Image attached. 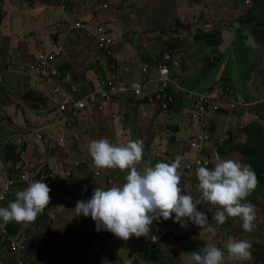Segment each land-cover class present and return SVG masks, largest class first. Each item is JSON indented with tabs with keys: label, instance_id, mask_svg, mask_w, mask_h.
Wrapping results in <instances>:
<instances>
[{
	"label": "rangeland",
	"instance_id": "374dc122",
	"mask_svg": "<svg viewBox=\"0 0 264 264\" xmlns=\"http://www.w3.org/2000/svg\"><path fill=\"white\" fill-rule=\"evenodd\" d=\"M191 2L192 3L188 2V4L200 8L201 2L199 0H191ZM104 5H107V8L104 9ZM183 5V0H0V11L4 12V15L6 16L5 19H7V17L10 18V21H4V25L2 23V26L0 27V36L10 35L13 39H15V36L17 37V33L16 30L13 29V26L15 21L20 20V26L25 31L22 32V36L17 37V41L19 43L15 40L13 41V48L17 49V44L21 48H27L25 46L27 44H38L40 42V44H43L44 42L49 43V40L52 41V37L57 34L55 32L60 30H55L57 25H60V23L57 22L55 26L48 29L46 26L47 15L51 18H55L63 17L64 14H67L73 19L82 16V19H85L90 15H96L95 13H97L99 18L98 16L96 18L101 19L104 26L109 28L111 31L114 48L113 59L103 56L106 58L103 60L97 57V63L99 62L104 64L105 62L113 74H115L116 71L118 73H123L121 72V70H123L121 62L118 59L115 60L114 58L115 54H123L125 59L130 58L131 60L133 59V55L138 58L142 55L146 56L149 54L150 56L155 57V61H157L159 56H163L166 53L174 56L173 53L175 54L176 52V40L173 35L177 32L178 25H180L176 22V14L180 17H183V14H188L183 11L181 14L178 13L177 10ZM63 6L65 9H63ZM27 10L29 11V14L26 13ZM107 10H109V14H105ZM41 11L43 13H40ZM20 13L23 19L20 18ZM191 15L193 14L191 13ZM193 16L196 18L197 22H202L205 19L200 13H196ZM34 19L37 20V26L32 29H29L30 26L25 28L23 20L33 26V22L31 21ZM190 20L194 21V18L192 17ZM69 38L75 42V45L67 47V50L70 51L69 57L74 55L72 58L74 60L73 72L75 73V79L79 80L78 83L81 85L86 86L87 89H82L83 94H87L90 91H96L97 88L90 89L91 76H93L92 73L98 72L100 69L99 65L93 66L91 62V58L95 56L93 42L87 38V43L85 45H81V36L72 35ZM62 41L58 40L59 44L61 42L60 46H62ZM58 43H56V45ZM49 46L51 47H48L47 51L51 50L53 47L52 45ZM13 48L8 45L1 47L0 59L2 58L1 51L4 52L8 49L9 53L7 51L6 53L12 55L14 53ZM82 48H85L84 57H76L81 53ZM141 60L142 58H139V61ZM1 63L2 62L0 61V64ZM79 69H82V71L79 72ZM73 72L72 74H74ZM88 72H91V74H89L85 80V75H87ZM1 74L2 73L0 72V75ZM102 74V77L105 79L106 77L104 76V73ZM58 75L59 77L61 76L59 71L56 77H58ZM202 77L212 80V73H210L209 70L201 72L199 76L198 74L195 75L194 80L200 81V78ZM262 77L260 76V73H255L252 83L256 82L257 85L260 83L257 88L256 96L264 102V78ZM67 78L71 79V74H69L66 79ZM58 80L60 81L59 78ZM28 81L30 82V79L22 80L13 75L12 77H5V82L0 84V125H3V129H11L12 127H15L18 136L25 135L27 144L29 145V151L27 152L26 159L29 160V164L32 166H40L42 163L39 161H42L44 164L50 163L55 170H57V168L58 170L62 168L63 159L60 157V154L57 151H50L52 146L51 139L59 140L60 147L66 152V157L70 158L74 171H80L78 168H75V160L86 159L87 161H92L90 155L88 154L87 146L90 141L99 140L101 138H109L108 141L110 143L119 145L126 144L128 140H141L143 143V154L141 161L135 165L137 171L139 170L140 172H143V170L147 167L154 166L155 164H152L153 159H157V162L167 163H171L175 159L174 152L169 148H166L167 143L164 144V142L161 141L160 144H154V136L157 134H159V138L161 140L174 138V143L176 144L177 142L176 137H174L175 134L172 132L173 125L170 121L166 119V121L163 120L161 124H158L155 120V115L164 112L160 111L158 113L156 109H153L155 111V115L148 113L145 115V118H128L127 116H124L125 111H121L118 115L113 111V115L109 113L113 116L112 119H107V121L102 119L100 116H94L91 120L87 121L85 116L94 114L90 111V114L82 113V118H84L83 120L81 118L80 120L75 119V121L70 120L66 123H61L54 119L50 122L48 121V111L45 110L44 113H42L43 109L46 108L44 96L48 97V93L43 91L41 87H32V84L28 83ZM223 81L232 86L231 83L226 80ZM22 84L26 85L21 86ZM95 86L98 87L99 84L96 83ZM28 89L31 91V97H29V99L32 100L35 105L39 107V109H34L31 101H25L23 99V95L28 91ZM231 98H233V94ZM196 100L197 98L194 100L193 105L196 103ZM263 102H259L256 107L259 109V113L264 119ZM236 103L237 107L234 113L229 115H220L216 113L218 115L207 119L206 124L210 121V119L212 120L215 117L213 136L215 137L216 142L213 145L215 146L217 143V149H219V147L223 148L222 145L228 137L226 133L228 130H231L232 134L238 137L234 140L233 146L235 147L236 145H239L243 155L235 152H230V155L232 154V159L249 166L244 155H246L249 151H253V149L264 150V138L252 139L245 136V131H243L242 126L243 124L240 126L239 122L250 117L249 111H245V109H249V105L239 106L240 103L238 100ZM233 107L235 106L230 105L229 103L226 104L227 111H230ZM110 110H116V108L112 106V109ZM106 111L107 109L104 108L103 112ZM223 117H227L228 120H222ZM235 119L238 120L233 122ZM144 120H149L151 123L147 125L145 124V127L143 128L142 122ZM230 122L233 123L230 124ZM17 124H19V126H16ZM218 125L221 126L220 130L217 129ZM32 130V135L35 131H42L43 134L46 133L47 137L45 138L47 139V142L37 144L35 141L29 140ZM43 134L41 135L43 136ZM52 134H55L56 137L54 138ZM215 134L219 135V140H217ZM93 135V139H90L89 136ZM148 135L149 138L147 139ZM144 136L145 139L143 140ZM12 137L13 135L6 139L2 138L4 140L9 139V141L3 143L1 148L13 143L20 149L22 141L17 138L14 142L11 139ZM61 138L63 139L62 142ZM188 142L189 141H183L181 138V151L183 149L186 153V149L183 147L184 145H187ZM205 144L209 145L210 142H206ZM217 149H214L213 151L215 156L218 155ZM225 150L231 151L230 146H225ZM233 153L235 154L233 155ZM255 153H257V151H255ZM34 155L41 156V159L38 160V158ZM183 155H178L181 157V162L177 172L179 176L185 175L186 177L191 178V175L181 172L184 164L188 161V159L183 157ZM195 159H197V157L194 154L191 159L189 157L190 162ZM254 164H256V162H254ZM58 170L55 172H58ZM95 171V176L97 175L100 177V182H104L107 188H109L112 186H119L124 183V178L127 175L128 170L95 168ZM179 187L182 190L181 194H192V191L189 189L190 186H188L187 182L183 184L181 179L179 180ZM8 198L6 200L7 202L4 201V203L6 202L4 206H6L9 201H13L15 199L11 198L12 200H8ZM75 205L76 202L63 206L62 208L64 209L60 212V214H55L56 211L51 212L52 215L50 214L51 219L54 220L50 226V229L53 230L51 233H55L60 236L52 234L54 237L53 243H50L48 247L45 245V247H47V254H45L46 259H43L48 263L63 260V256H65L64 251H70L72 257H80L81 262H84V264H105L104 261L110 259V256L117 258L116 262L107 261V263L110 262V264H189L188 253L203 247L204 244H207V241L208 244H214L225 252L223 264H240V262H234L228 259L226 244L229 239H246L250 241L251 245H254V249L259 255L257 264H264V227L263 222L258 221L261 220L262 216H264L262 210H259V217L255 215V219L253 221L255 227L251 232H244L242 230L241 222L238 218H228L222 225L219 226L216 235L213 237L208 233L209 236H207L208 238L206 240L207 232L201 231L199 227H196L191 223H189L186 227H181L178 223H173L172 219L169 218L166 221L160 220L158 223L153 221L152 225L149 227L148 233L141 237H129L127 241L120 240L107 231H101L103 233H107L109 240L105 243L100 240L96 244L92 243V246H86L76 242L67 234L69 230L72 229L74 232L81 235L84 240H86L92 235L89 230L93 228L95 231L93 221L80 218V216H74L73 209L75 208ZM259 209H261V206ZM201 211H204L208 215L209 222L215 226V221L212 220V217L215 214L216 207L204 201L201 205ZM46 220V218H42L41 215L38 214L34 221L22 223L20 231L23 233L28 232L30 228H35L37 223H39L40 226L43 225L42 228L47 230L50 224L47 223ZM103 233H101L100 236ZM62 236L70 238L76 245L71 243L69 245L61 244L60 242L62 241H60V237ZM108 244H112L109 249ZM125 245L128 246L127 249L124 247ZM118 246H123V248L119 249ZM106 247L107 251L101 261L99 257L94 254V252L97 254V250H105ZM43 253L44 250L41 255ZM151 253L153 255L152 261H150ZM125 257L128 261H126ZM66 261L68 260L66 259ZM243 264L255 263L251 256V259L243 262Z\"/></svg>",
	"mask_w": 264,
	"mask_h": 264
},
{
	"label": "clouds",
	"instance_id": "9594fccd",
	"mask_svg": "<svg viewBox=\"0 0 264 264\" xmlns=\"http://www.w3.org/2000/svg\"><path fill=\"white\" fill-rule=\"evenodd\" d=\"M67 17V14L63 15V22ZM48 47L51 46H46V49ZM11 73L16 72H8L6 76L1 74L3 81L0 84L4 83L5 77ZM227 103L236 106L233 98ZM39 132L43 134L42 131ZM20 136L26 138L25 135ZM87 150L97 169L128 170L124 183L107 189L96 188L100 179H96V171H93L88 183L90 188H95L91 198L76 202L74 216L90 218L96 231H107L120 240L127 241L129 237H141L148 233L153 221L158 223L169 218L181 227L191 223L213 237L219 226L228 218H238L244 232H251L255 227L254 206L246 202L245 198L255 188L256 178L246 164L217 155L211 168L200 166L196 169L200 199L216 207L212 217L215 221L213 226L208 215L197 207L198 204L193 201L192 196L181 194L180 176L177 172L181 162L180 156H176L171 163L157 162L154 166L145 168L143 172H138L135 165L141 161L143 154V143L139 139L116 145L101 138L90 141ZM74 164L77 167L78 162ZM67 173L72 177L70 182L73 186L76 182L75 175L80 173L74 171L73 164L64 171H58L56 178L54 176L50 179L63 182ZM49 192L50 188L39 180L17 191L13 201H9L6 206H0V229L9 222L34 221L48 205ZM226 253L229 260L243 264L251 259V243L246 239H229ZM224 255L225 252L214 244H204L198 250L188 253V260L189 264H223ZM58 263L63 264V261L59 260Z\"/></svg>",
	"mask_w": 264,
	"mask_h": 264
},
{
	"label": "crops",
	"instance_id": "0c3cea01",
	"mask_svg": "<svg viewBox=\"0 0 264 264\" xmlns=\"http://www.w3.org/2000/svg\"><path fill=\"white\" fill-rule=\"evenodd\" d=\"M183 1L184 5L177 11L180 14L182 11L188 14H183V17H180L175 13L176 22H178L180 25H178V30L173 36L175 40H179L180 43L176 42L178 44H176V52L173 56V62H176L177 66L171 68L169 74L170 92L174 97L173 106L167 113H161L164 116L161 114L155 115V111L152 108L153 106L147 104L144 100L145 97L152 93L158 85L155 82L157 77L156 70L154 69L156 64L155 57H152L148 54L146 56L142 55L137 58L133 55V59L131 60L130 58L125 59L123 54H115L114 58L115 60L118 59L121 62L122 69H128L129 71L128 74L124 75L123 73H120L115 77L118 82L122 83V86L120 87H123L125 83L138 80L142 76L140 70L144 68H147L148 71V84L143 89L142 99L133 98L127 87H125V89L124 87L123 89L119 87L116 93L108 95L109 101L112 103V105H114L116 110H110L112 109V106H108V109L106 108L107 111L105 114L107 116H104V119L105 121L110 119V117H108L111 116L109 113L113 115V111L117 115L120 114L121 111H125L124 116H127L128 118H145V115L148 113L153 114L155 115V120L158 122V124H161L163 120L166 121V119H168V121H170V123L173 125L172 132L175 134L174 137H176V144L173 141L174 138L161 140L159 138V134L154 136V144H160L161 141H163L164 144L167 143L166 148H169L171 151H173L175 157L180 154H185L183 157H186L188 159L187 162H189V157L191 159L194 153L188 151L186 147L187 145H184L183 147L186 149V153L183 149L181 151V138L183 141H188L193 137L194 134L204 132L210 137V144H206L205 147L208 146V151L210 153H213L214 149H216V147L213 145L216 142V139L213 136L215 117L212 119L214 121L210 119L207 124L206 121L210 117L216 116L218 114H208L207 116H203L200 123L191 122L189 119V114L192 111L194 100L198 98L199 95L207 93L218 78H222L231 83L233 100L235 102L238 100L240 103L239 106L249 105V109H245V111H249L250 117L240 121L239 125L241 126L243 124V131L246 127L253 128L256 131L249 135L244 132L245 136L252 139L264 138V119L261 117L259 109L256 107L259 102H263V100L256 96L257 88L259 87L260 83L258 85L256 82L252 83L255 73H260V76H263L262 78H264V49H260V47L256 46V42L254 40H250L249 42L241 32L242 27H244L245 23H247V21L242 19V13H245L247 9L252 8L254 3L251 5H246L244 0H199L201 5L200 8H197L194 5L192 6L188 4V2L192 3L191 0ZM63 9H65V7H63ZM26 13L29 14V11L27 10ZM191 13L193 15L200 13L205 19L202 22H197L196 18L191 15ZM192 17L194 18V21L190 20ZM20 18L23 19L22 15ZM4 21H10V18L7 17V19H4L3 25ZM36 21V19L31 21L33 22V26L32 24L29 25L24 20L23 24H25V28L30 26L29 29H32L37 26ZM57 22L61 24V22H63V17L51 18L49 15L46 16V26L48 29H51L53 26H55ZM13 29L16 30L17 37L22 36V32L25 31L20 26V20L15 21ZM252 35L256 40V31L253 30ZM17 37L15 36V41L18 43ZM139 58H142V60L139 61ZM207 70L212 73V80H208L206 77L200 78V81L194 80L196 74L199 76L201 72H205ZM110 72L111 71H104V76L107 77ZM102 75L99 78L102 79ZM42 84L43 87H46L47 85L46 83ZM49 87L52 86L49 85ZM235 107H237V103ZM221 108L224 109V112L220 115L232 114L230 111H227L226 105H222ZM222 120L227 121L228 118L223 117ZM237 120L238 119H235L233 122H236ZM233 122H230V124ZM149 123H151V121L144 120L142 122V127L144 128L145 124L147 125ZM217 129L220 130L221 126L218 125ZM261 130H263V134H261ZM215 136L217 137V140H219V135L215 134ZM148 138L149 135L147 139ZM105 139L109 140V138ZM144 139L145 136L143 137V140ZM253 151L264 152V150L258 149H253ZM251 152L252 151H249L248 153ZM235 153L238 152L236 151ZM235 153H233V155ZM102 172L104 173L103 170ZM138 172L140 171L138 170ZM188 179V186L191 184L194 185V187L191 189V196L197 195L199 192L197 183H192L191 178ZM100 240L103 243L107 242L109 240L107 233H103L100 237H96L93 240V244H96ZM108 245L109 249L112 244ZM118 247L119 249L123 248V246ZM124 247L127 249L128 246L125 245ZM106 251L107 247L105 250H97V254L104 258ZM64 253L65 256H63L64 259L62 260L64 264H84V262H81L80 257H72L70 251H64ZM112 257L113 256H110V258ZM66 259L68 261H66ZM125 259L128 261L126 257ZM100 260L102 261V259ZM107 261H109V259L104 261L105 264H110V262L107 263ZM57 263L58 261L51 262V264Z\"/></svg>",
	"mask_w": 264,
	"mask_h": 264
},
{
	"label": "trees",
	"instance_id": "16d2710c",
	"mask_svg": "<svg viewBox=\"0 0 264 264\" xmlns=\"http://www.w3.org/2000/svg\"><path fill=\"white\" fill-rule=\"evenodd\" d=\"M253 3V0L251 2V4ZM248 4V5H251ZM107 8V5H106ZM102 10V9H100ZM102 12V11H101ZM40 13H43L42 11ZM39 13V14H40ZM104 13V12H102ZM38 14V15H39ZM96 15H90L89 17L82 19V17H78V18H71V16L69 15L67 18L70 20V22L66 23L65 19L64 22H61L60 25H57V27L55 28L56 31L55 33H57L54 37H52V41L49 40V43L44 42L43 44H27L25 45L27 48H21L18 46L17 44V49L13 48V41L15 39H13L12 36L10 35H4V36H0V48L8 45L11 48L14 49V53L12 55L8 54L9 51L8 49H6L4 52L1 51V55L2 58L0 59V61L2 62L0 64V72L3 75H7V71H6V67L7 61H14V65H17L19 63L25 62V63H31L34 64L36 63V59L38 57V55L40 53H47L46 46L48 45H52L53 47L55 46H60V44L58 43V40H64L62 41V56L58 58L57 63L55 64V71L58 73V71L60 72L61 76L56 77V74L50 73L48 77L42 76L41 73L37 75H22V74H16V73H11L9 74L7 77L9 76H13L15 75L16 77L22 79V80H29L28 83L32 84V87H41L43 89V91H46L48 93V97H45V102H46V108L43 109V112L45 110L48 111L49 113V118L48 121H52V120H56L58 121V111H59V104L62 100V97L60 95L52 97L51 92L53 90V84L54 81L53 80H58V78L60 79L61 83L69 90H71V88L76 87L77 89H80L81 93L83 94L82 89H87L86 86L81 85L80 83H78L79 80L75 79V73L73 72V67H74V60L71 56L69 57V50H67V47H69L70 45H75L74 40H71L69 37H71L72 35L75 36H81V41L82 44L81 45H85L87 43V38L88 40L93 42V46H94V57L91 58V62L93 66L99 65L100 69L98 72H93L91 76V88H97L95 85L96 83H100L102 80H104V77L101 79L99 78L102 73H104V71H110V69L107 67V64L104 62V64L102 63H97L96 59L101 58L103 60H105V57H110L113 59V51L114 49L111 48L109 49H105V48H100L97 44L98 42V38H100V34L97 33V29L99 27L104 28V35L107 36H112L111 35V31L109 28H107L106 26H104V23L101 21V19H97L96 17L98 16L97 13H95ZM105 14H109V10H107L105 12ZM5 15L3 13V11H0V27L2 26L3 20L5 19ZM99 18V16H98ZM88 22H87V21ZM98 20V21H97ZM78 22H94V25L91 26L89 28V31L91 33V35H87L86 32H83L77 28H75V24ZM73 27V28H72ZM62 34V35H61ZM2 37V38H1ZM90 37V38H89ZM3 39V40H2ZM70 40V41H68ZM175 42H179V40H176ZM19 43V42H18ZM56 43H58L56 45ZM178 44V43H176ZM86 48V47H85ZM82 48L81 53L76 56V57H84V49ZM96 48V49H95ZM6 51L8 53H6ZM111 52V53H108ZM167 54V53H166ZM174 55V53H173ZM105 56V57H103ZM169 60L166 62L164 60V55L163 56H159L157 61H155L156 64L158 63H165L167 66H169V69L171 70V68H173L172 63H176L173 62V56L169 55ZM105 58V59H104ZM96 59V60H95ZM66 60V61H65ZM71 60V62H70ZM106 67V68H104ZM108 68V69H107ZM79 72L82 71V69L78 70ZM72 72L74 74H72ZM91 72H88L87 75H85V80L88 77V74ZM71 74V79L66 77ZM79 78V77H78ZM83 79V78H81ZM80 79V80H81ZM94 79V80H93ZM84 80V81H85ZM42 83H46V87H43ZM88 84V83H87ZM26 85V84H22L21 86ZM49 85H51L52 87H49ZM100 86V85H99ZM29 88V87H28ZM97 90V89H96ZM31 91H28L23 95V99L25 101H31L32 106L34 109H39L38 106L35 105V103L29 99V97H31L30 94ZM169 92H170V86H169ZM90 92H88L87 94H77L78 98H84L86 97ZM171 94V92H170ZM172 98H173V103H174V97L171 94ZM146 101V99H144ZM232 102V101H231ZM173 103L170 104V106L168 107V110H164L161 112L167 113L170 108L173 106ZM153 106V105H152ZM108 107V106H107ZM153 109H155L154 107H152ZM108 109V108H107ZM236 107H233L230 110V113H234L235 112ZM91 110H87L85 113L90 114ZM158 113L160 112V110H156ZM224 112V109L220 108L217 113L221 114ZM229 112V111H228ZM68 114L70 116L73 115V110L69 109ZM106 112H100V113H96V114H92V115H86L85 118L88 120H91L92 117L94 116H100L102 119H104V116ZM110 117V119H112L113 116H108ZM76 120H80L79 117H76ZM83 120V118H82ZM75 121V119H74ZM242 123V122H241ZM16 126H19V124H17ZM264 127V126H263ZM263 127L261 126V128L263 129ZM210 128V127H209ZM3 125H0V190H2V184L4 182V180L6 178H13L15 177L14 180H21V178H26L25 181L22 183H20L19 185H16L14 188L13 193L9 196L8 200H12L11 198H15V193L17 191L23 190L25 189L30 183L34 182V181H42L46 184V181H48L50 178L56 176L58 168L57 170H55V168L52 167V165L50 163L48 164H44L42 161H39L42 163V165L40 164V166H32L31 164H29V160L26 159V155L27 152L29 151V145L27 144L26 138L24 139L23 136H19L17 137V133H16V128L12 127L11 129H3ZM211 129V128H210ZM36 130V129H34ZM33 131V130H32ZM31 131V132H32ZM244 131L246 132V134H251L253 132H255L256 130L253 128H249L246 127L244 128ZM15 134V135H14ZM261 134H263V130H261ZM13 135V137L11 138L14 142L15 140L18 138L22 141L21 147L19 149V147L17 148V145L11 143L8 144L6 147L1 148V145L3 143H6L9 141V139L4 140L8 137H11ZM226 135H228V137L225 139L224 143H223V148L219 147V149H217L218 144L216 143L215 147L217 149L218 155L223 158V159H232V154L230 155V152H238V154H242L243 152L241 150V148H239V145H236L235 147L233 146V142L234 140H236L238 137L234 134H232L231 130H228ZM43 140L42 141H38L37 139H35V137L31 134V136L29 137V140L35 141L37 144H41L44 142H47V139L45 137H47L46 133L43 134ZM52 136L55 138V134H52ZM262 136V135H260ZM90 139L94 137L93 136H89ZM264 137V135H263ZM4 138V139H2ZM52 140V146L50 151H57L60 154V157L63 159V166L60 170H58L59 172L64 171L66 169H68L72 163L69 157H66V152L60 147V142L59 140ZM186 146V145H185ZM225 146H230V150H225ZM240 150V151H239ZM201 157H204L205 159H208L211 161L212 164L215 163V157H214V153H210L208 151V146L204 147V149L202 150V152L200 153ZM237 154V155H238ZM38 158V160L41 159V156L39 155H34ZM246 157V161L249 164V168L250 170L255 174V178H256V186L255 188L250 192V194L245 198L246 202L250 203L251 205L254 206L255 209V215H257L259 217L260 215V211L262 210L263 215H264V197H263V193H264V152H257L255 153V151H252L251 153H248L247 155H244ZM78 162L77 167L75 168H81L80 173H78V175H75L74 181H76L73 186L71 187H65V185L63 184V182L58 181L54 184L49 185L50 188V192H49V203L48 205H46L45 209L39 214L41 215L42 218H46V222L49 223V227L47 228V230H44V228H42V226L39 225V223H37L35 225V228H30L28 232H25V234L29 237V244L27 247V250L25 252L22 253H14L12 252L8 245L0 240V264H17L19 261H22L23 264H51L46 262L43 258H45V254H47V247L49 246L50 243H53L54 237L52 236V234L57 235L55 233H51L53 230L50 229V226L52 225L53 221L50 217L51 212L56 211L55 214H60V212L64 209L62 208L63 206H67L68 204L71 203H75L77 201H84V200H88L91 198V194L94 191L95 188H90L89 187V179L93 174V171H95V166L93 165V162L91 160L87 161L86 159H77L74 161ZM157 162V159H153L152 164H155ZM254 162H256V164H254ZM28 175V177L26 176ZM60 178V177H59ZM72 178V177H71ZM181 182L184 184L185 182L189 181L188 178L184 177L183 175L180 176ZM192 183H197V179L195 178H191ZM102 182V181H101ZM99 183L98 186L96 188H107V186L103 183ZM194 185L191 184L189 189L191 190V188H193ZM195 190V188H194ZM1 194V191H0ZM198 195V194H197ZM197 195H192L193 201L197 202ZM8 197V196H7ZM7 200V198H6ZM5 200V201H6ZM7 202V201H6ZM5 202V203H6ZM204 202V201H203ZM4 201L2 202V204L0 206H4ZM203 204V203H202ZM200 203H198L199 207L201 208ZM261 206V209H259ZM60 208V210H59ZM54 214V215H55ZM52 215V214H51ZM80 218H84L88 221H92L90 218L88 217H83L80 216ZM80 220V219H78ZM260 222H263V227H264V216L261 217V220H258ZM21 224L22 223H15V222H10L7 224L10 234L13 236H20L21 232ZM43 224V223H41ZM152 230V229H150ZM154 231V230H152ZM89 232L92 234L89 239L84 240L83 237L81 235H79L78 233L74 232L72 229L69 230V232L67 233L72 239H74L76 242L81 243L83 245L86 246H92L93 240L96 237H100V234L102 233L101 231H94V229H90ZM157 232V231H155ZM19 233V234H18ZM60 236V235H57ZM56 236V237H57ZM207 236H209V234L207 233L206 235V240H207ZM57 240V239H56ZM52 241V242H51ZM60 242L63 245H69L71 244H75L74 241H72L70 238L67 237H60ZM159 242V241H158ZM160 243V242H159ZM206 243L208 244V242L206 241ZM45 245H47V247H45ZM76 245V244H75ZM44 250V253L41 255L42 251ZM95 255L97 257H99V259H102L103 257L101 255H98L95 253ZM150 261L153 260V255L152 253L150 254ZM148 256V255H146ZM251 256L253 258V261L255 264L258 263V258L259 255L256 252V250L254 249V245H251ZM46 259V258H45ZM117 258H110L109 261L110 262H116ZM60 264V263H57Z\"/></svg>",
	"mask_w": 264,
	"mask_h": 264
},
{
	"label": "built area",
	"instance_id": "2783aa9c",
	"mask_svg": "<svg viewBox=\"0 0 264 264\" xmlns=\"http://www.w3.org/2000/svg\"><path fill=\"white\" fill-rule=\"evenodd\" d=\"M252 0H244L245 4H250ZM106 5H104V9ZM65 22L68 23L70 20L68 18L65 19ZM88 22V21H87ZM78 22L75 24V28L86 32L87 35H91L89 28L94 25V22ZM73 28V27H72ZM97 33L100 34V38H98V46L102 49H111L113 48V37L104 35V28L99 27L97 29ZM62 46H55L52 47L51 50L47 51V53H40L36 59V63L29 64L22 62L20 64L14 65V61H7V72H16L22 75H37L39 73L42 76L48 77L50 73L56 74L55 71V64L58 61V58L62 56ZM108 53H111L108 51ZM43 54V55H41ZM164 60L167 62L169 60V56L165 55ZM172 66H177V63H172ZM154 69L156 70V79L155 82L158 84L156 89L148 94L145 99L146 103L149 105H153L156 110L164 111L168 110L170 104L173 103V98L169 92V74L170 69L165 63H158L155 64ZM141 71V77L138 80L132 81L130 83L124 84V89L127 87L135 99H142L143 98V89L148 84L147 76L148 71L147 68H144ZM122 72L124 74H128V69H123ZM118 75L116 71L115 74L112 72L108 75V78L101 82L97 87L96 91H91L86 97L78 98L77 94H81V91L77 88H71V90L67 89L60 81L53 80V90L51 92L52 97L60 95L62 100L59 104V111H58V121L61 123H66L67 121L74 120L76 117H82V113L85 114L87 110H91L94 114L103 112L104 108L107 106H114L109 101L108 95L114 94L118 91L119 87L122 86V83L118 82L115 78ZM3 81V76L0 75V82ZM123 87H120L123 89ZM232 95V89L229 84L225 83L223 80H217L212 87V89L205 94H201L198 96L196 103L192 106V111L189 114V119L191 122L200 123L201 118L203 116H207L208 114H216L217 111L221 108L222 105H226L227 102L230 100ZM69 109L73 110V115L70 116L68 114ZM84 119V118H83ZM35 137L37 140H42L43 136L37 131L35 133ZM63 139L61 138V142ZM210 142V137L208 134L204 132H199L193 135L192 138L189 139L187 143V149L189 152L194 153L197 159L193 161H189L184 164L183 169L181 170L182 173H186L191 175V178L196 179V169L200 166H206L211 168L213 164L210 160L201 157V152L205 147V143ZM214 157L215 154H214ZM201 158V159H198ZM1 166V164H0ZM28 177V175H26ZM96 179L99 177L96 175ZM184 177H186L184 175ZM189 178V177H186ZM13 178H6L2 184V190L0 194V205L3 201L6 200L14 191V187L19 185L20 183L23 184L26 178H21V180H14ZM71 177L70 174H65V179L63 184L65 187L71 186ZM23 181V182H22ZM56 183L54 179H49L46 182V185ZM93 184V183H92ZM200 191L197 195V204L203 203V200L200 199ZM8 196V197H7ZM199 207V205L197 206ZM21 233L20 236L16 237L10 234L9 228L6 225L3 229H0V240L5 242L9 249L14 253H22L27 250L28 244L30 242L29 237L25 234V232ZM18 233V234H19ZM17 264H23L22 261H19Z\"/></svg>",
	"mask_w": 264,
	"mask_h": 264
},
{
	"label": "water",
	"instance_id": "95a60500",
	"mask_svg": "<svg viewBox=\"0 0 264 264\" xmlns=\"http://www.w3.org/2000/svg\"><path fill=\"white\" fill-rule=\"evenodd\" d=\"M253 7L242 13V19L247 21L242 27V35L256 42V46L264 49V0H254ZM256 31L257 39L255 40L252 31ZM259 49V51H260Z\"/></svg>",
	"mask_w": 264,
	"mask_h": 264
}]
</instances>
